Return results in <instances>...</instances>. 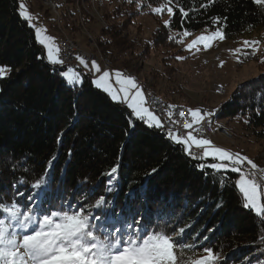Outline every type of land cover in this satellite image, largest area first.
I'll return each instance as SVG.
<instances>
[{
	"label": "trees",
	"instance_id": "trees-1",
	"mask_svg": "<svg viewBox=\"0 0 264 264\" xmlns=\"http://www.w3.org/2000/svg\"><path fill=\"white\" fill-rule=\"evenodd\" d=\"M105 1L106 25L94 39L114 69H126L151 51L175 50L177 40L206 29H221L225 41L255 32L264 40V6L255 0H175L174 15H161L170 21L168 27L150 11L164 0H147L141 8L128 0L122 5ZM20 4L32 10L34 0H0V67L10 69L0 79V202L33 206L37 200L41 212L69 205L101 221L122 214L131 225L137 222L135 227L173 235L189 225L182 242L193 240L197 258L210 248L219 256L215 264H264V224L243 206L235 186L238 174L200 169L213 161L193 159L164 129L149 127L97 88L88 72L79 71L80 86L69 85L61 75L68 68L49 62L35 29L19 15ZM83 7L85 22L97 23L90 15L91 0H84ZM46 11L44 16H52ZM143 13L160 24L140 44L126 30ZM64 27L75 38L77 28L67 20ZM185 30L191 33L187 37ZM241 60L242 65L256 63L261 74L213 109L212 120H239L264 138V46ZM41 179V189L33 188ZM100 197L106 206L97 208Z\"/></svg>",
	"mask_w": 264,
	"mask_h": 264
},
{
	"label": "snow or ice",
	"instance_id": "snow-or-ice-1",
	"mask_svg": "<svg viewBox=\"0 0 264 264\" xmlns=\"http://www.w3.org/2000/svg\"><path fill=\"white\" fill-rule=\"evenodd\" d=\"M259 5L264 6V0H255ZM172 5V6H169ZM175 0H164L160 7L153 9L155 14L166 12L170 17L174 15L173 7ZM19 15L28 22L30 27H35L32 23L33 17L29 14L23 4L19 5ZM186 17L188 14L181 9ZM168 27L170 21H165ZM36 37L47 49V58L52 64H62L59 59V48L56 47L54 38L45 35L46 29L36 28ZM191 33L187 30L183 32V37ZM175 39V37H170ZM219 38L224 39L221 29H216L209 35H201L187 46L192 50L197 44L203 42L204 48L211 46V41ZM181 42L180 40L176 41ZM259 41H245L246 48H252L251 53L244 55H255L258 50ZM200 51V48H196ZM236 49L235 52H241ZM80 63L88 67L84 59L79 58ZM183 59V57H178ZM264 62V60H262ZM222 66V65H221ZM92 69L100 72L99 66L92 62ZM10 69L0 67V78L4 77ZM69 85H79L82 83L81 74L74 69H67L61 73ZM117 83L121 84L119 92L123 93V102L132 109L133 114L140 120L148 124L149 127L164 129V123L148 107L142 106L146 103L143 100V93L138 89V85L131 77H124L122 73L116 72ZM110 74L105 71L93 81L94 85L108 93L114 101L121 102V97L113 89L109 82ZM129 86V87H126ZM130 89H136L134 95L130 97ZM140 98L141 104L136 103ZM190 121H185L186 130L193 129L199 132L202 122L206 117H211L214 113H202L201 110L189 109ZM172 113H169L171 118ZM179 117L184 118V111L179 112ZM178 123V121H172ZM193 131H186L181 136L168 131V137L177 144L183 146L186 154L193 159L213 161L207 164H200V169L210 168L217 173L233 172L238 173L235 186L243 199V206L251 209L261 223L264 224V170L259 171L258 166L245 156L239 153H232L212 144L206 138L198 137ZM200 149L199 153L192 149ZM245 165L249 166L247 169ZM116 171L114 167L111 170ZM223 183V180H222ZM45 180L41 179L33 184V188L41 189ZM33 200L32 196L28 198ZM97 208L106 206V201L100 197L96 202ZM100 216H95L91 212L82 209L70 211L64 209L60 211L51 210L40 212L38 208L24 206L13 200L11 203L0 202V264H215L219 259L212 249L203 250L206 255L197 258L195 244H187L179 240L185 228H179L173 234L164 231H147L143 228L135 227L137 222L125 227H117L116 221H112L111 216L105 223H98ZM123 223H126L124 221ZM111 225V228L109 227ZM264 242V236H261Z\"/></svg>",
	"mask_w": 264,
	"mask_h": 264
},
{
	"label": "rangeland",
	"instance_id": "rangeland-1",
	"mask_svg": "<svg viewBox=\"0 0 264 264\" xmlns=\"http://www.w3.org/2000/svg\"><path fill=\"white\" fill-rule=\"evenodd\" d=\"M35 2L34 0V4ZM116 2L119 4L118 0ZM37 4L39 7H42L40 2ZM105 7L106 5L102 8V15ZM137 7L141 8L139 5H137ZM26 9L33 17L32 23L35 25L33 28L46 29L45 35L54 38L55 45L58 47V32L52 29L54 24V26H57L54 15L46 11L52 16L44 18V21H40L41 17L37 14V11L34 13L30 12L27 7ZM21 10L22 9H20V11ZM42 11L45 12V9L43 8ZM150 11L158 16L160 22L164 23L167 21V18L161 16L162 14H155L152 8H150ZM60 12L62 13V9H60ZM103 22H105L104 18ZM160 22L155 20L153 15L143 13L133 22L129 29L126 30V33L130 35L131 38L137 39L140 44H143L149 41L152 33L157 29ZM85 25L87 32L93 38L96 37L99 27L102 26V24L98 22L91 23V25L85 22ZM74 27L80 32L77 31L75 34L76 41L84 49L99 50L100 53H102L98 44V50L88 46L87 37L81 34L82 29L80 26ZM212 32L213 31L207 29L202 30L190 38H183L179 48L175 50L151 51V54L146 58L135 59L126 66V69H123L128 73V76L126 75L125 77L133 78L138 85V89L142 91L141 88H139L140 82L134 77L139 74L141 75L140 79L144 80L142 81L143 84L150 87L155 93L156 91L159 92V95L156 94L163 99L185 106L192 105L194 106L192 108L189 106L191 110H203L204 108L201 109L199 106H205L209 112L211 109V112L214 113L212 110L229 100L241 84L257 78L261 74V71L254 62L244 63L242 65L241 56L245 52L253 50L252 48L245 47V41H259L258 50L256 51V53H258L264 46V40L261 39L260 32H255L252 35L243 36L234 41H225L224 39L220 40L217 38L211 41V46L206 49L204 48V43L209 42L197 44L192 50L187 49V46L191 44L193 40L197 39L202 34L209 35ZM196 48H200V51H196ZM236 49H241L242 51L235 52ZM178 57H183V59H178ZM5 68L9 69L7 67ZM112 69L114 70L113 66ZM113 70L107 71L110 76L116 73V71ZM75 71L79 72L78 70ZM87 72L94 74L92 67ZM9 74L10 71H8L4 77L9 76ZM129 74L131 76H129ZM80 85L81 83L78 86ZM113 85V87L118 90L121 88L117 82H114ZM217 88H222L225 94L220 95ZM131 91L133 93L136 89H131L130 92ZM216 124L222 129H225V134H223V131L219 130V132L217 130L213 140H210L212 144L232 153H239L247 157L258 166L257 175H259V171L264 170V138L257 137L252 129L247 130L245 127L241 126L239 120H233L231 122L220 121L216 122ZM245 167L247 169L249 166L245 165ZM262 202H264V197H262ZM32 203H34L32 207L38 208L41 212L38 201L35 200ZM65 209H69L70 211L74 210L69 205L66 206ZM123 220L122 214L116 216L117 222ZM130 225V223H125L123 227L128 230L130 229ZM188 226L189 225H187L184 234L187 229H189ZM137 228L142 227L140 224H137ZM183 236L177 238L182 241ZM192 241L193 240H188L186 243L192 244Z\"/></svg>",
	"mask_w": 264,
	"mask_h": 264
},
{
	"label": "bare ground",
	"instance_id": "bare-ground-1",
	"mask_svg": "<svg viewBox=\"0 0 264 264\" xmlns=\"http://www.w3.org/2000/svg\"><path fill=\"white\" fill-rule=\"evenodd\" d=\"M41 4L44 6L47 11H49L52 15L55 17V21L57 22V28H58V42H74L77 44V47L82 48V54L86 55L87 57L91 58V63L95 61V63H99L104 69L105 65L107 66L108 70L112 71V64L108 56L102 55L100 51L98 50L97 43L95 42V39L87 32L86 25L84 22V15L83 11L85 10L83 7L84 0H75V4L70 5L68 0H51V2H48L46 0H40ZM129 3L139 5L140 7H144L147 3V0H128ZM118 5L123 3V0H118ZM106 5L105 0H91V10L90 15L98 21V23H101L102 26H105V22H103V15L101 13L102 8ZM60 9H62V13L60 12ZM78 12V13H77ZM67 20L68 23L74 25V26H80L82 29L81 34L85 35L87 37V44L88 46H91L98 51L95 50H86L84 49L75 38L71 36L69 31L64 27V21ZM78 70L79 69H74ZM91 78H94L91 76ZM139 88L144 91L146 94H151L154 96V99L156 101H159L164 105L165 107H173V106H182V109L184 110L185 114H189V107L174 103L168 100L163 99L162 97L158 96L150 87L147 85H144L142 81L139 83ZM218 93L220 95H224L225 92L222 89H218ZM205 109V108H204ZM203 109V110H204ZM206 111H208L206 109ZM211 112V110H210ZM214 112V111H213ZM214 116V115H213ZM206 117V127L207 130H210L211 138L213 139L216 135L217 130L223 131V134H225L224 130L220 126L216 124L212 120V117ZM220 132V131H219ZM166 135L168 136V132H166ZM169 138V137H168Z\"/></svg>",
	"mask_w": 264,
	"mask_h": 264
},
{
	"label": "built area",
	"instance_id": "built-area-1",
	"mask_svg": "<svg viewBox=\"0 0 264 264\" xmlns=\"http://www.w3.org/2000/svg\"><path fill=\"white\" fill-rule=\"evenodd\" d=\"M46 1L51 2V0H46ZM57 44L59 48V59L63 61L62 63L63 66H66L68 69L69 68L79 69V71H83L82 64L80 63L78 57L84 59L85 62L88 63L89 65H92L91 58L87 57L86 55H83L82 48L77 47V44H75L74 42H60L59 40ZM103 70L110 71L108 70L106 65ZM90 75L94 77L93 73ZM217 89H222V88H217ZM142 92L145 97L146 107H148L164 123V132H168L169 130H171L172 132L183 136L185 135L186 131H190L189 129L186 130L184 128L185 121L191 120L190 115L185 114L184 118L179 117V112L184 111L182 109V106L165 107L164 105H162L161 102L156 101L153 95L146 94L144 93L143 90ZM201 111L202 113H209V111L206 110H201ZM169 113H172L171 118L169 117ZM172 121H178V123H173ZM195 127H200L201 130L199 132H195L192 129L191 131H193L194 135H197L198 137L206 138L208 140H213L211 138L210 130H207L206 119L204 122H202V125ZM192 151L199 153L201 150L193 148Z\"/></svg>",
	"mask_w": 264,
	"mask_h": 264
},
{
	"label": "crops",
	"instance_id": "crops-1",
	"mask_svg": "<svg viewBox=\"0 0 264 264\" xmlns=\"http://www.w3.org/2000/svg\"><path fill=\"white\" fill-rule=\"evenodd\" d=\"M37 2V1H36ZM35 2V4H33L32 5V10H30L29 8H28V10L30 11V12H34L35 13V11H37V14L41 17L40 19V21H44V18H46V16H44V12H41V10L39 9L40 7H39V5L37 4ZM45 51H46V48H45ZM46 57H47V51H46ZM48 59V58H47ZM98 66H99V68H100V72H95L94 70V78H93V81L95 80V79H97L100 75H102V73L103 72H105L103 69H102V66L99 64V63H96ZM87 65H88V67H85L83 64H82V68H83V71L84 72H87V71H89L90 70V68L92 67V65H89L88 63H87ZM116 72H119V73H122L123 74V76L125 77L126 75L128 76V73L125 71V70H121V69H114ZM113 70V71H114ZM129 76H131L130 74H129ZM139 82L140 81H144V80H142V79H140L141 78V75H139V74H137L136 76H134ZM140 79V80H139ZM109 82H110V84L112 85V87L114 86L113 85V83L114 82H117V78L115 77V74H111V76H110V79H109ZM119 84V83H118ZM120 86H122L121 84H119ZM126 87H129V86H126ZM113 89H115L116 91H117V94L121 97V102L122 103H124L125 105H127V103L126 102H123V93H121V92H119V90L117 89V88H115V87H113ZM131 90V89H130ZM142 92V91H141ZM134 93L135 92H133L132 93V91L130 92V97H131V95H134ZM143 93V92H142ZM108 94V93H107ZM109 95V94H108ZM110 96V95H109ZM111 98V97H110ZM112 99V98H111ZM113 100V99H112ZM143 100L145 101V98H144V95H143ZM118 102V101H117ZM136 103L138 104V105H140L141 104V100H140V98L138 97L137 98V100H136ZM142 106H144V107H146V104L145 103H143L142 104ZM200 108H205V106H199ZM206 109V108H205ZM132 110V109H131ZM148 125V124H147ZM195 127V126H194ZM190 131L192 130V129H189Z\"/></svg>",
	"mask_w": 264,
	"mask_h": 264
}]
</instances>
